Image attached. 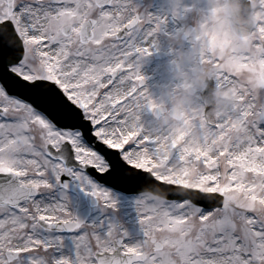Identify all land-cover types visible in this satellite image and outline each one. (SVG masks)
<instances>
[{"label":"snow or ice","instance_id":"1","mask_svg":"<svg viewBox=\"0 0 264 264\" xmlns=\"http://www.w3.org/2000/svg\"><path fill=\"white\" fill-rule=\"evenodd\" d=\"M216 11L182 32L217 87L252 74L227 116L143 87L134 0H0V264H264V21L224 65Z\"/></svg>","mask_w":264,"mask_h":264},{"label":"clouds","instance_id":"2","mask_svg":"<svg viewBox=\"0 0 264 264\" xmlns=\"http://www.w3.org/2000/svg\"><path fill=\"white\" fill-rule=\"evenodd\" d=\"M209 11L217 9L210 15L206 32L211 33L218 41H227L225 47L217 50L216 55L228 65L234 60L233 47H239L250 60L256 59L260 50L251 41L241 46L242 37L252 30L260 21H264V10L254 8L251 0H207ZM187 33L180 32L171 37V45L182 48ZM171 63L188 66L187 70H178L175 78L183 85L162 93L160 101L168 104L172 111H184L198 107L200 111L212 114L229 115L240 105L239 93L245 88H253V76L241 73L237 81L228 87H217L214 83L216 69L208 63H201L195 52L181 53Z\"/></svg>","mask_w":264,"mask_h":264},{"label":"rangeland","instance_id":"3","mask_svg":"<svg viewBox=\"0 0 264 264\" xmlns=\"http://www.w3.org/2000/svg\"><path fill=\"white\" fill-rule=\"evenodd\" d=\"M143 0H134V3L140 7ZM144 5L151 8L150 15L163 19L165 23L161 26V31L157 34V44L153 46L156 50H174L172 57L164 63L155 61L154 71L159 69L160 78L154 82L150 95L160 101L162 93L176 87L180 82L175 78L178 70H187L188 66L181 63L179 66L171 63L174 58H178L181 53L191 51V42H185L182 48L171 45V37L183 31L184 27L190 23L196 26L208 15L209 5L207 1L203 6L200 0H145ZM163 14H165L164 17ZM158 37L163 41H158ZM213 37L209 39L213 41ZM162 44V45H161ZM162 64V65H161ZM142 68L143 66L140 65ZM146 73V72H145Z\"/></svg>","mask_w":264,"mask_h":264}]
</instances>
